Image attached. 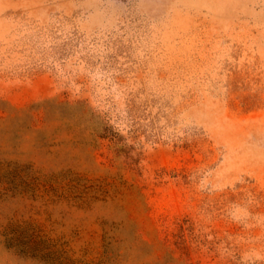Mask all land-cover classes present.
<instances>
[{
  "label": "rangeland",
  "instance_id": "374dc122",
  "mask_svg": "<svg viewBox=\"0 0 264 264\" xmlns=\"http://www.w3.org/2000/svg\"><path fill=\"white\" fill-rule=\"evenodd\" d=\"M0 264H264V0H0Z\"/></svg>",
  "mask_w": 264,
  "mask_h": 264
}]
</instances>
